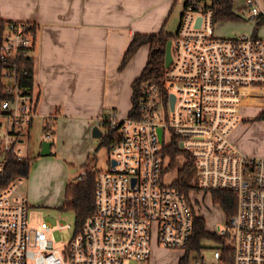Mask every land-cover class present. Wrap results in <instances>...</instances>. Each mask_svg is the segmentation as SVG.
I'll return each mask as SVG.
<instances>
[{
    "label": "built area",
    "instance_id": "2783aa9c",
    "mask_svg": "<svg viewBox=\"0 0 264 264\" xmlns=\"http://www.w3.org/2000/svg\"><path fill=\"white\" fill-rule=\"evenodd\" d=\"M219 1H186L164 76L141 83L127 117L111 112L103 118V136L115 139L109 167L98 174L95 214L80 229L67 225V246L56 248L48 222L30 225L29 202L20 192L26 178L0 186V264H145L155 244L187 250L198 216L192 205L197 189L230 191L237 200L227 228L216 234L218 264H264V158L231 140L250 89L264 88V39L216 36ZM242 7L246 17L264 16L260 0H244ZM33 27L14 21L3 34L1 74L9 98L0 103V178L13 157L29 158L24 146L38 98L21 84L18 62L35 58ZM54 133L47 120L43 141ZM189 169L186 195L180 179ZM169 173L175 174L170 182Z\"/></svg>",
    "mask_w": 264,
    "mask_h": 264
},
{
    "label": "crops",
    "instance_id": "0c3cea01",
    "mask_svg": "<svg viewBox=\"0 0 264 264\" xmlns=\"http://www.w3.org/2000/svg\"><path fill=\"white\" fill-rule=\"evenodd\" d=\"M260 1L264 11V0ZM178 2L0 0V20L30 22L38 28L34 58L37 116L31 131L41 123L43 136L47 120L56 119L50 155L34 153L28 146V156L33 159L26 180L29 205H64L68 184L78 180L69 176L68 166L83 167L95 152L96 140L102 139L93 137L94 128L104 131L102 120L107 114L121 115L133 109V83L146 64L143 49H139L121 68L132 40L137 34H157L167 28ZM242 4L235 11L246 19ZM258 25L254 21L249 34L262 36L264 23ZM247 106L264 109V97L250 96L242 110ZM32 140L30 132L29 142ZM51 165L54 179L49 197L46 171Z\"/></svg>",
    "mask_w": 264,
    "mask_h": 264
},
{
    "label": "rangeland",
    "instance_id": "374dc122",
    "mask_svg": "<svg viewBox=\"0 0 264 264\" xmlns=\"http://www.w3.org/2000/svg\"><path fill=\"white\" fill-rule=\"evenodd\" d=\"M186 1L187 0H179L176 9L171 14V16L168 17L167 28H163L161 30L165 31L170 37L174 36L173 39L175 40L177 39L182 17L185 13ZM243 1L244 0H234L236 8L240 6ZM258 20L247 17L245 20L239 21V23L233 21H219L215 26V35L223 38H229L241 36L243 34H249L254 21L258 22ZM243 22H247V24ZM261 34L263 35L258 36L257 33L249 35L254 38L264 39V27L261 31ZM140 49H143L141 50L142 62L147 65L151 46L146 44ZM239 90L241 91V89ZM250 93L253 96L256 95L264 97V88H251ZM131 105L133 106V101ZM263 111L264 109L257 106L244 107V109L241 111V116L244 122H242L231 135V140L234 141L244 153L260 158H264V120L260 119V115ZM129 113H122L121 116L127 117ZM55 120H53L54 130ZM31 132L33 140L30 141L29 144H27V142L24 147L28 150V146L30 145L32 146V151L34 153L39 152L40 155L43 142L41 123H36ZM99 145L100 141L96 140V149L95 152H93V158L95 165L99 170H106L109 167L110 151L106 147L99 148ZM182 164V161L178 162L175 169H180ZM52 168L53 166L51 165L49 170L46 171L45 192L49 191V197L53 193L51 184L52 180L54 179ZM67 169L69 176L73 178L75 177V179L76 177H80L84 172V168L80 165H69ZM188 173L189 174H187V176L188 179H190L192 175L191 171H188ZM174 177L175 174L172 175L169 173L166 176V179L168 182H170ZM20 192L25 196L27 195L26 182L20 188ZM51 198H53V195ZM193 199L196 201H192V205L195 210H197L196 212L198 216L202 217L206 221L208 231L217 234L221 233L227 228V214L219 204L214 202L212 193L197 189L193 193ZM62 206L63 205H52V203H47L46 205L30 204L28 213L29 223L31 226H37L45 221L55 228L53 234L55 235V245L57 249H63L69 244L72 238V229H69L67 225L73 226L76 222L75 213L73 211H63L60 209ZM61 225H64L65 227L60 228ZM201 245V250H196L191 247H189L187 250H183L165 248L155 244L151 259H149L145 264H180L182 258H184L186 255H188L190 264H218V261L215 258V251L221 249L220 244L215 239H204Z\"/></svg>",
    "mask_w": 264,
    "mask_h": 264
},
{
    "label": "trees",
    "instance_id": "16d2710c",
    "mask_svg": "<svg viewBox=\"0 0 264 264\" xmlns=\"http://www.w3.org/2000/svg\"><path fill=\"white\" fill-rule=\"evenodd\" d=\"M216 22L227 21V22H239L245 20L241 15L235 11L234 0H220L216 6L215 14ZM14 21H3L0 20V56L1 47L3 43V34L9 23ZM264 23V16L258 20V26ZM34 34V44L36 46L37 41V25L34 24L32 29ZM165 31H161L158 34H137L132 40L129 48L127 49L121 68H124L131 59L135 56L138 50L144 45L148 44L151 46L148 63L142 72V75L136 79L133 83L134 94L132 97L133 108L137 103V92L138 88L144 81H159L166 70V49L167 44L170 40H174ZM22 69L20 77L21 84L28 89L34 88V76H35V59H22L18 62ZM3 67L0 62V103L3 100L9 98L6 94V85L1 74V68ZM24 71H28V75L23 74ZM133 112L131 109L130 113ZM53 121V119L50 117ZM49 119V120H50ZM260 119L264 120V111L260 115ZM47 124V123H46ZM46 129V125L44 130ZM44 132V131H43ZM115 143V139L109 133H105L100 140L99 148L106 147L110 150L112 145ZM33 159L25 158L19 161L16 158H12L4 174L0 178V186L2 188L8 187L11 183L17 180L19 177L28 179ZM84 176L81 180L70 182L66 188V200L64 205L60 208L63 211H73L75 213L76 225L80 229L85 221L96 212V191L99 169L95 165L93 156L89 158L87 163L83 166ZM188 171H191L190 169ZM188 171L181 175L180 183L183 184L184 192L186 195L189 193L190 186L188 185ZM182 181V182H181ZM213 200L216 204H219L227 214L228 220L235 214L237 208V200L233 192L230 191H214L212 192ZM204 239H215L221 241L215 233L208 231L206 221L197 216L195 219V234L191 244V248L196 250L202 249V241ZM180 264H190L188 255L182 258Z\"/></svg>",
    "mask_w": 264,
    "mask_h": 264
},
{
    "label": "water",
    "instance_id": "95a60500",
    "mask_svg": "<svg viewBox=\"0 0 264 264\" xmlns=\"http://www.w3.org/2000/svg\"><path fill=\"white\" fill-rule=\"evenodd\" d=\"M202 19H199V24L201 23ZM172 45L173 41L170 40L167 44V49H166V66H169L172 63L173 56H172ZM175 97L172 96V104L174 105ZM160 134L162 135V130H160ZM93 137L94 138H102L103 137V131L99 127H95L93 130ZM52 147H53V142L52 141H44L42 143V150H41V155H50L52 153Z\"/></svg>",
    "mask_w": 264,
    "mask_h": 264
},
{
    "label": "bare ground",
    "instance_id": "6f19581e",
    "mask_svg": "<svg viewBox=\"0 0 264 264\" xmlns=\"http://www.w3.org/2000/svg\"><path fill=\"white\" fill-rule=\"evenodd\" d=\"M252 101V100H251ZM260 102V101H257V103Z\"/></svg>",
    "mask_w": 264,
    "mask_h": 264
}]
</instances>
